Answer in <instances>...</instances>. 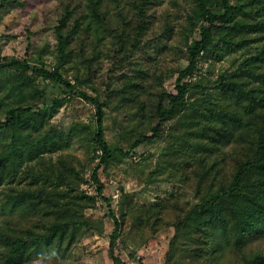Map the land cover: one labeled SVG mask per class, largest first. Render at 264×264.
Here are the masks:
<instances>
[{"label": "rangeland", "instance_id": "1", "mask_svg": "<svg viewBox=\"0 0 264 264\" xmlns=\"http://www.w3.org/2000/svg\"><path fill=\"white\" fill-rule=\"evenodd\" d=\"M91 4V0H0V61L16 58L38 67H59L75 86L70 91L29 70L5 68L0 72V122L8 109L33 105L49 108L50 122L58 127L67 130L73 125L79 132L69 148L26 163L14 181L3 185L0 206L7 200L6 193L25 194L28 201L15 210L0 208V233L30 238L49 232L56 222H69L73 226L60 244L43 247L25 264H115L109 253L117 226L115 213L121 224L115 252L122 260L167 264L168 252L174 247V260L189 264L191 256L182 248L178 223L203 197L224 190L233 181L240 163L252 155L253 146L213 143L209 131L203 135L196 126L179 123L180 118L164 122L160 137L132 146L141 134L153 133L156 93L177 90V76L188 64V46L200 37L199 0H157L149 10L150 28L142 37H136L134 31L138 24L134 0H102L103 18L98 25L92 20L89 36L82 31L70 37L71 43L63 50L57 27L65 8H74L80 15ZM241 17L253 23L264 19V11L257 13L253 4ZM72 20L63 29L65 34ZM159 36H163L164 49L155 46ZM263 36L259 31L242 30L236 39L247 40L229 49L222 60L202 57L194 77L187 79L192 86L189 100L196 105L209 101L211 88L221 76L242 80L244 88H255L256 94L259 88L264 90V83L239 70L263 48ZM63 51L68 53L65 63ZM257 72H264V65ZM25 77L33 85L23 84ZM197 80L202 81L203 90L196 87ZM129 81L140 85L135 88ZM32 88L42 91L43 97L33 94ZM80 92L108 103L105 138L114 156L100 168L99 178L109 202L101 197L93 177L101 155L93 139L96 107ZM260 122L258 118L251 125L252 135ZM8 136L7 129L0 131L3 145ZM204 142L210 149L196 152ZM39 176L44 178L38 183ZM259 254L264 258V239L249 242L243 250H227L219 264H250Z\"/></svg>", "mask_w": 264, "mask_h": 264}, {"label": "trees", "instance_id": "2", "mask_svg": "<svg viewBox=\"0 0 264 264\" xmlns=\"http://www.w3.org/2000/svg\"><path fill=\"white\" fill-rule=\"evenodd\" d=\"M101 1L91 0L89 9L84 8L80 15H76L74 8H65L57 27L63 50L66 44L71 43L70 39L80 32L85 31V37L89 36L92 20L96 21V26L98 25L103 18L99 9ZM156 2L157 0H134L135 14L138 15V24L134 28L136 37H142L150 28L149 10ZM253 4L257 6V13L264 11V0H220L219 2L199 0L200 14L197 16L202 19L200 37L194 39L188 46L186 54L188 64L177 76V90L172 92L163 89L156 93L157 102L153 103L152 117H156L157 121H154V126L151 128L153 133L141 134L132 146L133 148L139 146L144 139L160 137L162 124L174 118H180L179 123L184 125L187 123L196 126L203 135L209 131L207 135L211 137L213 143L222 145L244 143L245 146L247 144L253 146L252 155L240 163L234 173L233 181L224 190L203 197L178 223L179 237L183 238L182 248L188 249L191 256L189 264H198V262L219 264L227 250H243L249 242L264 239V90L259 88L256 94L255 88L245 89L242 80L221 76L211 88L209 101L196 105L188 98L192 86L187 81L188 78L194 77L202 57L212 55L215 59L222 60L223 56L229 53V49L234 50L242 45L247 38L236 39L240 31L264 33V19L249 23L241 17ZM71 20V26L65 34L63 29L68 27ZM167 31L169 29L165 33ZM158 38L161 40L163 36ZM160 40L155 42V46L164 49L166 44ZM146 50H148L147 45ZM67 56L68 53L63 51V63L67 61ZM263 65L264 46L257 54L247 58L239 70L245 76L250 75L264 83V72H257L263 68ZM5 68L29 70L43 79L65 85L70 91L75 89L74 84L63 75L59 67L48 69L12 58L6 62L0 61V72ZM135 71L145 73L143 70ZM33 82L28 77L22 79L25 85H33ZM128 83L135 88L140 85L139 82ZM195 83H197L196 87L202 90L205 88L202 81L197 80ZM31 90L33 94L43 97V92L39 89ZM19 94L21 97L25 96L22 87L19 89ZM80 95L94 103L96 107L97 129L93 139L101 155L94 167L93 177L99 184L98 191L101 197L109 202L104 195V182L99 178L100 168L108 165L114 156L105 138L104 118L108 103L86 92H80ZM213 95H218L216 101ZM258 118L261 119L260 128L255 131V135H252L251 125L257 122ZM6 129L9 131V141L4 145L3 140L0 141V193L5 183L14 181L18 177L26 163L40 159L45 154L69 148L79 134L77 126L71 125L66 130L50 122L49 108L24 104L7 110L5 120L0 122V131ZM208 149H210L208 144L204 142V146H200V150L195 151L207 152ZM118 150L120 151L121 148ZM72 168L68 166L69 170L74 171ZM42 178L44 176L36 178L37 182L39 183ZM5 196L7 200L5 204L1 203L2 209L4 205L5 208L15 210L28 201L25 194L6 193ZM113 217L117 226L112 234L110 256L115 264H129L115 252L121 224L119 225L120 221L115 213ZM53 225L49 232L32 234L30 238L0 233L3 264H25L43 247L60 244L64 235H67L73 226L69 222H56ZM175 255L176 250L173 247L168 252L167 264H179L174 260ZM260 262H264V258L259 254L250 264Z\"/></svg>", "mask_w": 264, "mask_h": 264}]
</instances>
